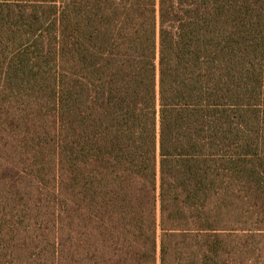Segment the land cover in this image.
<instances>
[{
  "label": "trees",
  "instance_id": "trees-1",
  "mask_svg": "<svg viewBox=\"0 0 264 264\" xmlns=\"http://www.w3.org/2000/svg\"><path fill=\"white\" fill-rule=\"evenodd\" d=\"M0 264H264V0H0Z\"/></svg>",
  "mask_w": 264,
  "mask_h": 264
}]
</instances>
